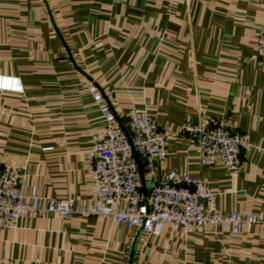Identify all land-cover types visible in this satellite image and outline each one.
<instances>
[{"label": "crops", "instance_id": "obj_1", "mask_svg": "<svg viewBox=\"0 0 264 264\" xmlns=\"http://www.w3.org/2000/svg\"><path fill=\"white\" fill-rule=\"evenodd\" d=\"M264 0H0V171L42 198L94 204L87 166L105 133L91 88L125 124L147 110L168 135L159 175L203 178L222 214L264 215ZM224 124L263 150L231 177L203 167L185 122ZM134 257L131 261V254ZM0 264H264V230L166 226L147 235L105 217H23L0 229Z\"/></svg>", "mask_w": 264, "mask_h": 264}, {"label": "built area", "instance_id": "obj_2", "mask_svg": "<svg viewBox=\"0 0 264 264\" xmlns=\"http://www.w3.org/2000/svg\"><path fill=\"white\" fill-rule=\"evenodd\" d=\"M256 57L264 60V24L256 39ZM91 92L105 121L104 136L90 153L87 173L94 204L79 205L75 198H42L28 191L17 170L0 171V229H17L23 217L54 216L63 220L105 217L147 235L160 236L166 226L191 234L210 227L235 235L264 230V215L222 214L217 194L203 178L177 170L159 175L168 155V135L145 109L136 110L125 124L92 87ZM0 92L24 94L20 78L0 75ZM200 153L203 167L222 165L233 178L242 170V154L263 150L247 136L224 124L185 122L180 128ZM144 175L147 191H142Z\"/></svg>", "mask_w": 264, "mask_h": 264}, {"label": "water", "instance_id": "obj_3", "mask_svg": "<svg viewBox=\"0 0 264 264\" xmlns=\"http://www.w3.org/2000/svg\"><path fill=\"white\" fill-rule=\"evenodd\" d=\"M141 174H142V179H143V187H142V191H147V187H146V183H145V181H144V175H143V171H142V169H141ZM133 257H134V250L132 251V254H131V261H130V263L132 262V259H133Z\"/></svg>", "mask_w": 264, "mask_h": 264}]
</instances>
